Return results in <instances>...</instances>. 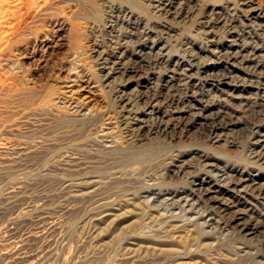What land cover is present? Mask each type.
<instances>
[{
	"label": "rangeland",
	"instance_id": "obj_1",
	"mask_svg": "<svg viewBox=\"0 0 264 264\" xmlns=\"http://www.w3.org/2000/svg\"><path fill=\"white\" fill-rule=\"evenodd\" d=\"M0 11V264H264V195L239 193L222 169L264 183V164L252 167L264 0H0ZM152 46L179 60L166 71L134 59ZM148 99L174 130L136 134ZM175 195L190 202L175 210Z\"/></svg>",
	"mask_w": 264,
	"mask_h": 264
},
{
	"label": "bare ground",
	"instance_id": "obj_2",
	"mask_svg": "<svg viewBox=\"0 0 264 264\" xmlns=\"http://www.w3.org/2000/svg\"><path fill=\"white\" fill-rule=\"evenodd\" d=\"M3 6V5H2ZM164 7V6H163ZM6 8V7H5ZM161 9V8H160ZM2 10V9H1ZM6 11V10H5ZM164 12H166L167 14H172L170 13L171 11L167 8V10H163ZM1 12V11H0ZM161 12V11H160ZM1 14V13H0ZM4 14V13H3ZM6 14V13H5ZM250 16L254 18V16H257V13H256V10L252 9L251 12H250ZM1 18V17H0ZM3 23H6L7 22V19L5 18H1L0 19V22ZM2 24V23H0ZM1 26V25H0ZM2 35V34H1ZM2 39V38H1ZM128 42V41H127ZM192 52V51H191ZM150 55L152 56V65L153 66H160V65H164L166 66L165 67V70L166 68H168V66H172L171 63L175 61V63H177V61L179 60L178 58L175 57H172L169 55L168 53V49L165 47V46H161V47H156V46H152L151 48H149V50L146 52V50L144 48H140L139 51L137 52L136 56H135V60L138 62H141L143 60V58L146 56V55ZM172 54V53H171ZM192 54V53H191ZM190 54V55H191ZM176 55V54H175ZM193 55V54H192ZM189 56V55H188ZM231 56L230 59L233 60V62L237 63L239 62L240 60L243 61L244 60V56L242 55V53H240L239 51L238 52H235L234 54H231L229 55ZM194 58V56H192ZM183 58V57H182ZM187 58V57H186ZM192 58V59H193ZM188 59V58H187ZM196 59V58H195ZM199 59H201L199 57ZM190 60V59H189ZM201 61H204V59L200 60ZM246 61V60H245ZM105 62V61H104ZM191 62V61H190ZM193 62V61H192ZM151 63V62H150ZM202 63V62H201ZM251 63V62H250ZM247 64H249V62H247ZM200 65V64H199ZM178 66V65H177ZM195 66V65H194ZM259 67V66H258ZM124 70V68H122ZM158 69V68H157ZM163 69V68H162ZM161 69V70H162ZM173 68H171L172 70ZM184 69V68H182ZM256 69V67H255ZM254 69V70H255ZM118 70V69H117ZM164 70V71H165ZM181 70V69H180ZM115 71V69H114ZM128 71L127 69L124 70V72ZM159 71V70H158ZM168 71V70H166ZM153 72V71H152ZM188 73V71H187ZM234 72H230L229 74L232 76ZM106 74V73H105ZM228 74V75H229ZM110 75V73L107 74V76ZM226 76L229 78V76ZM185 76V75H184ZM183 76V78H184ZM190 76V75H189ZM231 78V77H230ZM189 79V78H187ZM247 81V79H246ZM188 83V82H187ZM250 85H252L250 83ZM262 85V84H261ZM260 84H257V86L254 88L256 89L257 91H259L261 94H264V87L261 86V88H259ZM251 87V86H250ZM148 88V87H147ZM252 89V88H251ZM143 95V94H142ZM260 96V95H259ZM262 98H264V95H261ZM147 99V98H146ZM142 100V99H140ZM262 104V103H261ZM264 104V103H263ZM129 105V104H128ZM143 112L139 113H135L134 114V117L131 119V123L132 125H134L135 127V132L136 134H139L141 132H143L145 129H150V130H153V129H156L155 131H158V132H161V133H168V131H171V130H174V126L171 124V121L169 120H166L164 119L166 116L164 114H162V116L160 117L159 116V109L157 108L158 106L155 104V101H152L151 99L147 100V101H144V104H143ZM247 105V104H246ZM259 105V104H258ZM203 106V105H202ZM257 106V105H256ZM201 107V106H200ZM199 107V108H200ZM248 107V106H246ZM262 107V106H261ZM250 108V106H249ZM127 109V108H126ZM204 108H202L203 110ZM202 110L200 109L199 111L202 112ZM156 116H159L157 117L158 118V121L157 123H155V126L154 128L152 127H148L147 123H146V117H149V118H152V117H156ZM204 117V116H203ZM216 119L218 121H220L221 117L220 115L216 116ZM128 121V120H127ZM223 122V121H222ZM150 124V123H149ZM128 129V128H126ZM257 132H255V134L253 135V142H252V145H253V151H252V158H253V162L252 163V167H258L262 164H264V130L259 133L258 130H256ZM134 132V134H135ZM145 133V132H144ZM212 133V132H211ZM210 133V134H211ZM216 130H214V136H213V141L214 142H218L220 141V137L217 136L216 134ZM218 134V133H217ZM253 134V132H252ZM164 135V134H163ZM257 149V150H256ZM194 154V153H192ZM205 156V155H204ZM203 161L204 162H208L209 159L208 157L206 159H204L203 157ZM210 162V161H209ZM213 162H217L218 163V160H213ZM218 164H222L221 162H219ZM216 165V164H215ZM251 166V164H250ZM224 173H226L228 176L230 177H234V181L232 179H229L228 180V185H233V188H236L237 186L236 185H242V189L239 190V193H242L243 191L245 192L246 190H252L251 192L253 193L254 191H257V193L259 195H264V183H261L260 180H258L259 178H255V177H249V176H245V174H243V169L241 170L240 168H232V167H229L228 165H223L222 167ZM223 174V173H222ZM237 178V179H236ZM222 182H224L225 180L224 179H221ZM236 181V183H234ZM198 187V191L200 192H204L203 195H201L200 198H207L208 197V194H209V190L206 189V190H203L202 187H203V184H198L197 185ZM89 189V188H88ZM230 191V190H229ZM93 193V192H90V194ZM255 194V193H254ZM156 195L155 197V200H158L159 199V195L157 194H153L152 193V196ZM163 195V194H162ZM186 195V194H185ZM239 195V194H238ZM150 196V195H149ZM187 196V195H186ZM206 196V197H205ZM193 197V196H192ZM96 198V197H95ZM172 198H177L176 201L173 202L172 206L175 208V210H179L181 207H182V204H186L187 202H190L189 201V197H178V196H173ZM193 200V199H192ZM198 200V199H197ZM199 200H202V199H199ZM209 200V199H208ZM153 201V200H152ZM167 201H170V200H167ZM219 202V201H218ZM199 205V204H198ZM219 207V206H218ZM102 209V208H100ZM98 210V209H97ZM225 211V210H224ZM106 212V211H105ZM196 216V215H195ZM97 217L101 218V217H104L103 216V213H101L100 215H97ZM106 217V216H105ZM210 220V219H209ZM211 222V221H210ZM253 222V221H252ZM223 224V223H222ZM55 225V224H54ZM238 225H241L240 223ZM53 228V227H52ZM230 228V227H229ZM49 229V228H48ZM241 230H244L246 232L247 235H250L251 233H253L256 229L251 227L250 224H242L241 225Z\"/></svg>",
	"mask_w": 264,
	"mask_h": 264
}]
</instances>
